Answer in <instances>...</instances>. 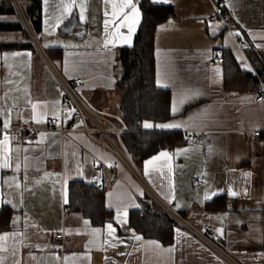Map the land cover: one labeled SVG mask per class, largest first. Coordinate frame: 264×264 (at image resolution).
Returning a JSON list of instances; mask_svg holds the SVG:
<instances>
[{"label":"crops","instance_id":"1","mask_svg":"<svg viewBox=\"0 0 264 264\" xmlns=\"http://www.w3.org/2000/svg\"><path fill=\"white\" fill-rule=\"evenodd\" d=\"M149 1L174 8V17L154 36V82L169 93L170 118L136 122L138 129L129 128L119 112L123 92L116 79L118 49L132 46L141 21L140 0H133L139 20L131 33L130 21L113 18V4L120 0H39L40 24L35 34L31 30L35 41L28 32L29 39L0 32L16 35L1 44L24 45L0 49V159L11 157L10 166L0 168V210L7 212L0 264H225L179 227L172 226L171 242L135 231L130 214L148 198L196 229L210 226L211 240L243 264H264V101H255L259 94L226 91L221 65L209 64L215 50H226L243 71H252L236 48L238 37L264 61V0H221L232 11L237 32L209 21L208 0ZM29 5L23 0L24 8ZM72 17L81 29L63 33ZM16 20L0 16V22ZM54 70L68 82L80 79L76 89L84 99L123 129L118 145L140 179L112 151L77 131L69 113H61L64 98L55 90ZM11 109L37 131L33 137L6 133ZM53 118L59 127L76 131H46ZM145 122L152 127L145 128ZM165 124L178 127H156ZM137 131L181 135L182 142L166 143L137 164L123 140ZM99 164L105 166L101 172ZM201 174L205 180L197 186ZM95 177L104 182L103 203L110 213L99 225L67 209L69 184H88ZM211 201L215 206L207 208ZM58 234L62 238L55 240Z\"/></svg>","mask_w":264,"mask_h":264},{"label":"trees","instance_id":"2","mask_svg":"<svg viewBox=\"0 0 264 264\" xmlns=\"http://www.w3.org/2000/svg\"><path fill=\"white\" fill-rule=\"evenodd\" d=\"M27 1L30 5L24 8L23 0H18L25 18L35 34L40 24L39 0ZM139 9L141 21L132 46L118 49L121 73L116 79V87L123 92L118 108L125 124L131 129H138L136 122L147 120L158 123L170 118L169 93L157 88L154 82V36L161 23L174 17V8L172 5H158L149 0H140ZM0 16L17 19L14 22H0V32H20L28 38L27 31L12 0H0ZM231 24L228 27L237 32L236 27ZM238 38L242 40L241 37ZM29 43L27 45L34 49L33 44ZM20 47H24V45L0 43V49ZM246 47L245 55L254 72L243 71L229 51L221 50L222 62L220 65L223 73V86L229 92L258 95L261 92V83H264V61L258 52ZM49 52L50 54L59 53L57 50ZM123 140L128 153L137 164L155 154L166 143L182 142L181 135L138 131L124 134ZM104 190V188H96L90 183L71 182L68 187L67 209H75L92 224L99 225L109 220L110 213L105 210L103 203ZM148 199L142 203L139 210L130 214L132 227L144 236L171 242L172 226L178 227V224L155 201L151 198ZM213 206L215 203L211 201L206 207L212 208ZM6 220V208H2L0 210V230L5 227Z\"/></svg>","mask_w":264,"mask_h":264},{"label":"built area","instance_id":"3","mask_svg":"<svg viewBox=\"0 0 264 264\" xmlns=\"http://www.w3.org/2000/svg\"><path fill=\"white\" fill-rule=\"evenodd\" d=\"M212 7V14L209 17L210 22H221L227 29H229V24L233 23L232 11L227 9L221 0H208ZM20 20L24 25L26 31L28 32L29 37L32 41H35L34 36L31 34V28L24 16V13L19 5L18 0H12ZM236 48L241 53L245 54L247 49L246 44L241 39H236ZM222 62L221 50H215L210 58V65H219ZM251 70L254 72L252 66ZM56 78L55 90L60 93L64 98L61 104V113H69L70 122L72 126L79 127L77 131L85 134L87 137L93 141L99 143L103 147L112 151L119 162L124 165L136 178H139V174L134 166L131 164L127 153L125 150L118 145L119 134L123 131L122 128L117 127L114 124L112 118L98 112L95 110L81 95V93L76 89L78 85L81 84L80 79H76L72 82H68L62 78L57 71H53ZM256 102L264 101V85L261 83V92L258 97L255 99ZM9 130H6V133H27L29 138L37 132L34 129H28L26 124L23 122L20 111L18 109H11L9 113ZM46 131H55L61 134L76 131L74 129H65L59 127L58 119H50L47 123ZM190 135V134H189ZM259 132H255L254 136H258ZM168 149L167 147L165 148ZM105 166L102 164L97 165L96 169L98 172H101ZM108 170L112 173L115 172L113 166H109ZM205 180V176L201 174L196 180L195 183L197 186L201 185ZM96 188H104V182L102 179L95 177L91 179L90 182ZM158 205L168 213L174 221L178 224V227L183 229L190 236L198 240L206 249L212 251L217 255L225 264H243L238 260L230 251L225 247H221L214 243L209 237V232L211 231L210 226H203L202 229H196L191 226L184 219L166 205L158 203ZM55 240H60L62 234L55 235Z\"/></svg>","mask_w":264,"mask_h":264},{"label":"snow or ice","instance_id":"4","mask_svg":"<svg viewBox=\"0 0 264 264\" xmlns=\"http://www.w3.org/2000/svg\"><path fill=\"white\" fill-rule=\"evenodd\" d=\"M108 2H109V0H105V3H108ZM125 9H129L130 12H131V15H129V12H126ZM112 15H113L114 21L117 20V19H120L121 17H123L125 22H129L130 21V23H128L129 33H131L134 30L135 24L139 20V12L136 9L135 4L133 3V0H120V3L118 5L114 3L113 4V14ZM81 19H83V16H81ZM105 23L107 25L108 22L106 21ZM120 26L123 27L124 25L121 24ZM122 39H124L125 42H127L130 39V36L129 37H122ZM5 58H7V57H5ZM33 108H35V105H33ZM4 127L5 128L8 127V123L7 122H5ZM144 127L145 128H149V127H152V125L150 123H148V122H145ZM156 127H159V128H173V127H178V125L165 124V125H156ZM7 139L8 138L5 137V141H7ZM0 143H3V142H0ZM160 155L161 156H167L168 154L166 152H162ZM158 158L159 157H156V159H158ZM10 161H11V157H3L2 159H0V168H4V167L10 166ZM19 167H20V165L17 164V168H19ZM229 195H235V193L230 191ZM117 214L119 215V209L117 210ZM85 223H87V221H85ZM108 230H109L110 233L113 231V228H112L111 224H108ZM2 239H4V237L0 236V240H2ZM136 239L139 240L140 237L137 236ZM153 243H155V242H153Z\"/></svg>","mask_w":264,"mask_h":264},{"label":"water","instance_id":"5","mask_svg":"<svg viewBox=\"0 0 264 264\" xmlns=\"http://www.w3.org/2000/svg\"><path fill=\"white\" fill-rule=\"evenodd\" d=\"M76 29H81V27L77 24L76 20L74 17H72L71 19H69L62 27V32L63 33H67V34H71L72 31ZM75 37H79V34L78 33H75L74 34Z\"/></svg>","mask_w":264,"mask_h":264},{"label":"rangeland","instance_id":"6","mask_svg":"<svg viewBox=\"0 0 264 264\" xmlns=\"http://www.w3.org/2000/svg\"><path fill=\"white\" fill-rule=\"evenodd\" d=\"M16 39V35L10 34H0V42H8Z\"/></svg>","mask_w":264,"mask_h":264}]
</instances>
